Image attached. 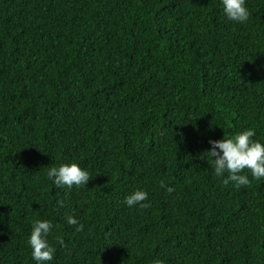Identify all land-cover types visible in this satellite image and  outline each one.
I'll list each match as a JSON object with an SVG mask.
<instances>
[{"label":"trees","instance_id":"16d2710c","mask_svg":"<svg viewBox=\"0 0 264 264\" xmlns=\"http://www.w3.org/2000/svg\"><path fill=\"white\" fill-rule=\"evenodd\" d=\"M247 7L0 0V264H36L37 219L51 264H264V179L224 184L207 153L246 128L264 143V0ZM63 163L87 186H55ZM136 189L148 207L125 206Z\"/></svg>","mask_w":264,"mask_h":264},{"label":"clouds","instance_id":"9594fccd","mask_svg":"<svg viewBox=\"0 0 264 264\" xmlns=\"http://www.w3.org/2000/svg\"><path fill=\"white\" fill-rule=\"evenodd\" d=\"M221 11L227 20L236 24H246L250 19L247 0H220ZM256 135L254 128H246L230 137L224 136L220 140L209 141L210 151L207 153L212 158L211 168L214 175L223 179L224 184L232 183L234 187L247 186L250 179L245 169L249 170L255 180L264 179V143L253 139ZM47 176L55 186L68 189L87 186L91 179L88 170L81 168L77 163H63L58 167H51ZM172 192L171 187L168 188ZM148 192L136 189L125 196L123 203L132 208H146L149 205ZM69 225H76L77 231L83 230V225L74 217L68 216ZM53 229V224L47 219H37L32 225L29 245L32 249V258L36 264H51L55 256V249L49 243L48 236Z\"/></svg>","mask_w":264,"mask_h":264}]
</instances>
